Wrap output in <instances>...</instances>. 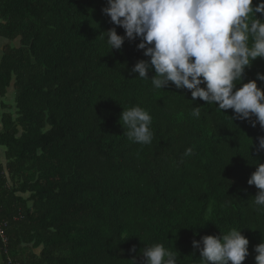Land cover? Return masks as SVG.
Returning <instances> with one entry per match:
<instances>
[{"label": "trees", "instance_id": "obj_1", "mask_svg": "<svg viewBox=\"0 0 264 264\" xmlns=\"http://www.w3.org/2000/svg\"><path fill=\"white\" fill-rule=\"evenodd\" d=\"M105 5L0 0V36L16 44L0 58V98L14 88L13 112L0 102V220L8 221L0 264H132L156 243L178 264H200L192 241L231 228L249 240L243 264H255L264 210L247 181L264 163V152L251 148L264 129L191 101L186 89H153L136 78L131 68L148 58L139 40L110 52ZM257 73L262 58L242 83ZM137 105L152 116L148 145L130 141L121 126L123 109Z\"/></svg>", "mask_w": 264, "mask_h": 264}, {"label": "clouds", "instance_id": "obj_2", "mask_svg": "<svg viewBox=\"0 0 264 264\" xmlns=\"http://www.w3.org/2000/svg\"><path fill=\"white\" fill-rule=\"evenodd\" d=\"M101 11L113 25L103 32L110 52L121 50L126 40L140 41L136 47L148 59L131 68L136 78L150 81L153 89H186L191 101L199 98L224 114L231 109L232 122L249 121L264 129V89L257 84L264 82V73L242 83L246 68L264 59V0L255 5L253 0H106ZM117 27L124 35L117 34ZM192 115L199 118L201 107L194 106ZM120 121L130 141L152 143V116L144 108L123 109ZM251 142V148L264 152V136ZM192 154L191 148L184 153ZM255 165L247 183L258 189L254 203L264 210V163ZM192 247L200 264H243L250 254L249 240L237 228L194 239ZM254 251L255 264H264V237ZM140 256L132 264H178L176 253L160 243L145 246Z\"/></svg>", "mask_w": 264, "mask_h": 264}, {"label": "rangeland", "instance_id": "obj_3", "mask_svg": "<svg viewBox=\"0 0 264 264\" xmlns=\"http://www.w3.org/2000/svg\"><path fill=\"white\" fill-rule=\"evenodd\" d=\"M3 41L8 42V41H6L4 39H3ZM9 43H11V42L9 41ZM12 43H14V41ZM13 89H14L13 87H9V89L7 90V93H6V97H4V98L1 99V101L3 100L7 105H9L11 107V109L9 111H12V112L14 110V108H13V106H14V92H13ZM0 163L3 164V165L5 163L4 147L1 146V145H0ZM38 250L39 249H34L33 251L34 252H38Z\"/></svg>", "mask_w": 264, "mask_h": 264}, {"label": "built area", "instance_id": "obj_4", "mask_svg": "<svg viewBox=\"0 0 264 264\" xmlns=\"http://www.w3.org/2000/svg\"><path fill=\"white\" fill-rule=\"evenodd\" d=\"M8 221L7 220H0V239L2 242L6 243L7 242V236L4 232V228L6 227Z\"/></svg>", "mask_w": 264, "mask_h": 264}, {"label": "crops", "instance_id": "obj_5", "mask_svg": "<svg viewBox=\"0 0 264 264\" xmlns=\"http://www.w3.org/2000/svg\"><path fill=\"white\" fill-rule=\"evenodd\" d=\"M0 58H1V55H2V50H3V47L6 45V44H9V45H14V46H16V44L15 43H12L11 41V43H9V40H7V39H5V38H2L1 36H0ZM3 39L4 40H6V41H8V42H5V41H3ZM10 87H12V85L10 86ZM9 89V88H8ZM7 89V90H8ZM12 92V91H11ZM0 102H1V98H0ZM1 113H2V109H1V107H0V118H1ZM0 127H1V122H0ZM4 165H5V163H4Z\"/></svg>", "mask_w": 264, "mask_h": 264}]
</instances>
